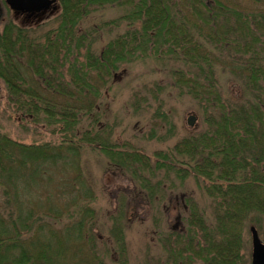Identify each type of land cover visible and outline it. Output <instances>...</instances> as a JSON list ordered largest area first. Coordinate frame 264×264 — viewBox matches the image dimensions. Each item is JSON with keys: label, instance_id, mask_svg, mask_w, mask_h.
<instances>
[{"label": "trees", "instance_id": "trees-1", "mask_svg": "<svg viewBox=\"0 0 264 264\" xmlns=\"http://www.w3.org/2000/svg\"><path fill=\"white\" fill-rule=\"evenodd\" d=\"M56 5L37 24L8 19L0 31L5 111L39 129V142L0 131V264H107L85 158L95 151L149 202L165 199L166 181L187 178L210 199L200 208L180 195L178 224L157 225L163 254L141 264H249L245 223L264 231V0H54L34 13ZM146 59L166 67L204 125L153 155L119 142L101 104L117 71ZM119 209L108 233L114 263L130 264Z\"/></svg>", "mask_w": 264, "mask_h": 264}, {"label": "rangeland", "instance_id": "rangeland-1", "mask_svg": "<svg viewBox=\"0 0 264 264\" xmlns=\"http://www.w3.org/2000/svg\"><path fill=\"white\" fill-rule=\"evenodd\" d=\"M1 1L0 31L5 20L10 19L17 25L30 26L39 23V20L58 10V5H56L44 13L17 12L9 10L5 2ZM56 7L57 9H55ZM115 78L117 81L114 82L107 96L102 97L101 104L108 110H106L107 119L115 125L114 135L118 136L119 142L126 143V147L138 148L147 155H153L157 150L162 151L172 147L188 133V130L189 132L200 131L201 124L202 129L204 128L203 123L199 121V113L194 100L187 95L179 94V91L170 83V75L166 67L157 64L155 60H137L129 67H121ZM3 88V83L0 80L1 133H7L13 139L22 140V142H39V129L34 130L30 125L16 123L12 117H8L3 105L5 95ZM227 88L231 92L238 90L236 84H230ZM133 95L136 98L139 97L140 104L138 101L137 105L136 103L131 105ZM189 112H194L197 115L195 126L190 127L186 124ZM47 137H49L48 133H46ZM92 153L85 156L94 187L93 199L90 203L96 218L94 231L100 238H103L102 240H106V244L100 243L99 250L103 253V259L107 264H115L114 261L118 256L114 237L111 238L108 233L111 223L109 216L120 215L119 207L121 208L123 204L126 205V215L122 217L126 259L130 264H141L147 255H152L157 260L163 254L158 243L160 237H157V225L158 229H161V227L166 228L167 226L172 228L174 223L178 224L177 221L175 222V216L181 212L180 195H187L191 192V197L195 200L194 203H199L200 208L207 207L210 203V199L192 178H187L182 184L176 180L166 181L165 199H159L154 203L149 202L139 185L127 173L106 166L102 154H98L97 151ZM158 177V175L156 177L148 176L149 183ZM58 178L59 173L53 171V180L49 184V190H51V197L55 202L57 201L55 188ZM39 184H42L41 180ZM174 198L176 200L172 202L171 200ZM183 203H186L184 199ZM159 210L161 212H158ZM158 214L161 215L159 219ZM250 225L254 224L246 222L243 232L242 243L243 252L246 254L245 259H247V253L250 254L251 251ZM254 226L259 238L264 243V231L262 232L256 225ZM104 245L108 248L106 254L105 248H102ZM76 260H78L77 256L67 260L66 264H73Z\"/></svg>", "mask_w": 264, "mask_h": 264}, {"label": "water", "instance_id": "water-1", "mask_svg": "<svg viewBox=\"0 0 264 264\" xmlns=\"http://www.w3.org/2000/svg\"><path fill=\"white\" fill-rule=\"evenodd\" d=\"M7 6L13 11L34 13L48 8L54 0H5ZM197 117L194 112H189L186 117V124L194 126ZM251 239L250 264H264V243L258 236L254 225L249 226Z\"/></svg>", "mask_w": 264, "mask_h": 264}]
</instances>
